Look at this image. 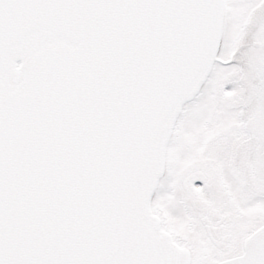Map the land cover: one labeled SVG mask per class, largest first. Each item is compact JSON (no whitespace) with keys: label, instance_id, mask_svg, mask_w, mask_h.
<instances>
[{"label":"water","instance_id":"water-1","mask_svg":"<svg viewBox=\"0 0 264 264\" xmlns=\"http://www.w3.org/2000/svg\"><path fill=\"white\" fill-rule=\"evenodd\" d=\"M224 15L225 0H0V264H190L151 201ZM243 252L219 264H264V229Z\"/></svg>","mask_w":264,"mask_h":264},{"label":"rangeland","instance_id":"rangeland-1","mask_svg":"<svg viewBox=\"0 0 264 264\" xmlns=\"http://www.w3.org/2000/svg\"><path fill=\"white\" fill-rule=\"evenodd\" d=\"M227 9L222 55L232 51L238 62L225 68L215 63L199 94L184 105L152 198L162 229L192 252V264H215L264 224V0H227ZM242 67L247 75L239 73ZM223 154L225 163L218 161ZM196 176L203 184L188 190L186 182ZM216 210L220 220L211 219ZM206 219L223 225L230 239L224 248L213 243Z\"/></svg>","mask_w":264,"mask_h":264},{"label":"flooded vegetation","instance_id":"flooded-vegetation-1","mask_svg":"<svg viewBox=\"0 0 264 264\" xmlns=\"http://www.w3.org/2000/svg\"><path fill=\"white\" fill-rule=\"evenodd\" d=\"M262 4H258V5H255V7L256 8H259L260 6H261ZM256 8H252L251 10H253V9H255V10H253V12L255 13V11L257 10ZM227 14H228V9L226 8V14H225V23H226V20H227ZM250 16H252V15H250ZM242 25V24H241ZM225 26H226V24L224 25V30H223V36H222V41H221V49L219 50V54H218V56H219V58H220V61H218L216 64L217 65H221V67H227V65H230L231 63H236L237 64V60H236V53H233L232 51H230L228 54H227V56L226 57H224V55H222L223 54V50H224V42H225V40H226V37H227V34H226V32H225ZM241 27V26H240ZM241 29V28H240ZM241 31V30H240ZM234 42V41H233ZM254 46L255 47H257V46H260L259 44H258V42H254ZM261 46L262 47H264V42L261 44ZM240 58H242V57H237V59L239 60ZM246 58V60H249L250 61V59L251 58H249V57H245ZM244 59V58H243ZM241 61L242 62H245V60H242L241 59ZM247 63H250V64H253L254 62H252V61H250V62H248L247 61ZM215 66V65H214ZM244 66V65H243ZM243 69V71H241L240 70V74H241V76H243V75H247L249 72V70H247L246 71V69L244 68V67H242ZM248 86H250V85H248ZM246 111V110H245ZM241 112H243L242 110H241ZM239 113H240V111H239ZM238 118H239V120H244V121H246L247 122V115H245V116H243L241 113L238 115ZM229 155V154H228ZM254 155V154H253ZM253 155H250L252 158L250 159L251 160V162H252V159L254 158L253 157ZM239 157L241 156V154H239L238 155ZM222 158L223 159H220V160H218V161H220L221 163H225V158H224V154L222 155ZM240 158H238V159H236L235 161H236V163H239L240 164V160H239ZM226 160H228V159H226ZM219 162V163H220ZM190 180H194V182H192V184L191 183H189L190 182ZM190 180H188V182H186L187 183V186H188V190H189V188L192 190V189H194V188H196V187H198V186H200L201 184H203V179H201L200 177H194V178H192V179H190ZM238 182H240V180L238 181ZM224 185V184H223ZM240 187V186H239ZM240 190H241V188H240ZM253 190H255V188L253 189ZM227 191H228V189H227ZM255 191H257V190H255ZM207 193H209V192H206V190H204V195H206L207 196ZM198 206L201 208L202 207V204L200 203V202H198ZM263 216H264V214H263ZM222 218V216H221V212H220V210H216V212L213 214V215H211V219L212 220H220ZM206 223L208 224V226H209V228H210V234H213V236H214V238H213V243H215V244H217V246H219V247H221L222 246V248H224L225 246L223 245L224 243H226V242H229L230 241V239L229 238H227L226 237V235H222V227H223V225H221V224H219L218 226H215V225H213V221H210V220H208V219H206ZM264 229V224L263 225H261V227L259 228V229H257V230H255V232L253 233V235L254 234H256L257 232H259L260 230H263ZM172 235V234H171ZM252 235V236H253ZM173 238H174V236H173ZM247 242V240L244 242V244L242 245V246H238V248L237 249H235L234 251H232L231 253H228L225 257H223L222 259H220L218 262H216L215 264H218V263H220V262H222V261H225V260H228V259H232V258H234V257H237V256H239V255H241L242 253H243V251H244V245H245V243ZM188 251H190L189 249H188ZM192 252L190 251V254H191ZM191 264H192V254H191Z\"/></svg>","mask_w":264,"mask_h":264}]
</instances>
